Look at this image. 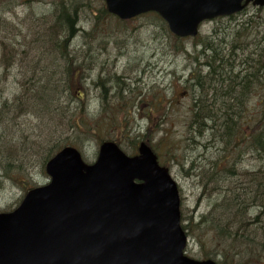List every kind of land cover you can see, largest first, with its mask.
Wrapping results in <instances>:
<instances>
[{
  "label": "rangeland",
  "instance_id": "1",
  "mask_svg": "<svg viewBox=\"0 0 264 264\" xmlns=\"http://www.w3.org/2000/svg\"><path fill=\"white\" fill-rule=\"evenodd\" d=\"M13 1L14 5L8 8ZM85 1L90 2L87 5L92 6L95 13L103 6L102 0ZM66 8L72 12L69 2ZM54 12L53 0H0V20L4 19L6 22L0 34L1 40L10 39L12 41L18 35L25 34L26 37H20L18 40L33 38L31 39L33 42L38 41L35 39L37 36L35 28L31 36L28 27L41 25L42 20L45 19L50 20L49 17ZM78 16L77 40L73 41L70 51L77 64L93 65L91 66L92 71L86 73L89 79L86 82L84 80L85 86L78 89L80 93L85 91L86 109L92 119L90 123L93 134L86 139L78 140L79 146L76 147L88 163L94 162L100 138L115 140L122 137L120 130L111 129L113 123L116 125L121 123L122 128L126 130L127 137H123L124 142L121 147L127 155H132L131 151L137 149L145 137L164 155L160 161L164 164L166 160L170 167L171 175L179 186L182 207L188 210L189 216H192V226L198 224L201 216L210 210L212 201L203 199V190L199 185V180L194 177V167L199 163H205L199 157L210 158L215 151L210 149L207 154L209 149H198L195 141L204 144L208 141L196 138L187 132L189 110L193 103L190 85L193 82V70L196 68L192 60L196 57L193 47L197 41L183 43L189 49L191 57L176 55L175 51L172 52L170 49V44H173L172 39L166 38L160 32L161 27L151 20V17H141L133 22L123 23L119 27L115 22L105 20L104 32L99 30L94 34L87 32L92 24L97 22L93 13L80 10ZM244 23L252 26L253 35L248 42H253L257 46V40L264 35V8L252 5L235 17L203 25L201 39L212 40L217 46L225 44L224 46L227 47L233 41L232 37H235L233 31L237 25ZM93 30L98 29L93 27ZM120 30L123 33L116 35V32L119 33ZM93 35L97 36V40L90 50L91 54L86 57L87 50H89L88 43H92L89 36L93 37ZM101 37L104 43L101 42ZM116 38L119 39L115 43ZM248 46L249 49L241 52L242 60H245V57L254 50V46L250 44ZM23 50L28 52V49ZM200 51L202 48L198 49V52ZM2 53L0 44V136L5 138V141L0 143V155H2L0 164L7 166V161L4 159V154H8L6 148L9 145L7 143L13 145L28 143L27 147H32L25 151L32 159L23 166V171L16 169L21 163L12 166L7 173L0 166V213H8L18 207L19 201L25 194V188L48 184L49 177L42 167L44 153L43 150L38 151L35 144L42 143L50 133H44L47 127L49 128L47 122L39 121L33 115L21 117L15 112L16 107H12L15 99L19 97L21 72L28 67L30 56L24 55L20 61L15 59L13 66H11L12 62L9 66H4L1 61ZM80 56H84L83 59H80ZM198 61L203 62L201 59ZM121 75L128 77L126 82L122 79L117 81ZM104 84H110L109 88L106 89ZM118 92L123 94L125 104H129L125 107L127 116H129L128 121L124 113L119 112L114 100ZM164 96L170 101V113L164 117L155 112L156 123L151 127L150 122L146 118H140V115L149 112L147 101L153 102V99L159 101ZM102 97L108 103L112 101L106 109L102 107ZM252 97L256 101L260 100V92L257 91ZM60 103L61 107H67L69 99L62 97ZM77 106L74 104L71 108ZM149 128L153 129L151 135H148ZM59 136L60 134H57L56 138ZM248 166L251 169V165L248 164ZM205 237L207 250H209L213 246L208 236L205 235ZM200 240L206 242L196 233L189 238L187 256L204 259L205 253Z\"/></svg>",
  "mask_w": 264,
  "mask_h": 264
},
{
  "label": "trees",
  "instance_id": "2",
  "mask_svg": "<svg viewBox=\"0 0 264 264\" xmlns=\"http://www.w3.org/2000/svg\"><path fill=\"white\" fill-rule=\"evenodd\" d=\"M68 2L72 7V12L66 8ZM88 2L85 0H53L55 12L49 17L50 20L45 19L42 20L41 25L28 27L31 36L35 28L37 34L35 39L38 41L33 42L31 40L33 38L21 41L0 39L4 66H9L11 62L13 66L15 59L20 61L22 56H30L28 67L21 72L19 97L15 99L12 107H20L15 112L21 117L33 115L39 121L48 123L49 128L47 127L44 133H50L49 136L42 143L35 144V148L38 151L43 150L44 153L42 167L63 147L69 144L76 146L78 140L92 135L93 128L90 123L92 119L86 111V106L80 100L81 96L75 95L82 71L76 67L78 64L70 51L73 41L77 40L78 12L81 10L93 13L94 11L92 6L87 5ZM107 18H110L109 14L104 7H101L97 18L98 28H100V19ZM116 25L119 27L122 23L117 21ZM163 28L169 32L166 26ZM251 30V24L237 25L233 31L235 37H232L233 41L227 47L224 46L225 44L217 46L215 42L207 39L200 42L203 49L201 52L194 51V54L203 59V63L197 64L193 71L207 67L209 69L207 75L214 73L217 76L212 85L218 91L219 86L224 85L219 80L230 75L229 82L223 86L226 88H224V98L219 97L216 91L211 92L209 88L200 90V93L192 91L193 98L201 100L203 105L210 102L212 98H218L215 103L219 111L223 113L222 119L212 118L203 121L202 124L204 126L211 124L210 128H217L221 133V136L211 134L210 136L214 144L220 146L222 152H218L222 155L211 162L209 169L199 168L194 172V177L199 180V185L203 190V199L212 201L210 210L201 216L198 224L193 226L192 216H189L188 210H182V221L187 224L184 229L189 231L190 236L196 233L204 240L207 235L213 247L207 250V240L206 242L200 240L205 253L204 258L218 259L219 264H264V35L257 40L258 45L256 46L255 43L248 42L253 35ZM121 33L123 31L120 30L119 33L116 32V35ZM26 36L21 35L22 38ZM89 38L92 43H88V49H91L97 36L93 35ZM118 39H115V43ZM172 41L176 50L190 57L180 40L173 39ZM173 44H170L171 48ZM248 44L252 47L255 44V46L245 60H242L246 66L242 78L244 90L240 91L236 71L232 69L231 62L226 64L222 54L229 52L228 56L231 57L233 46L244 52L249 49ZM194 48H199V44ZM23 49H28V52ZM242 61L232 63L239 66L238 64ZM229 65L230 67H227ZM117 81H121V78H117ZM257 91L260 92L259 114L254 115L251 111L252 106H250L251 94ZM120 95L123 94L119 92L116 94V105L118 110L127 116L124 97ZM62 97L69 99L67 107H61ZM147 103L148 111L157 106V100L154 99L153 102L149 100ZM74 104L78 106L71 108ZM169 104L170 101L164 96V115L168 113ZM240 106L243 107L244 120L242 122L233 121L230 119V109H234L240 115ZM199 109L202 113L201 106ZM190 111L188 132L196 138L203 139L204 135L209 132L196 126L199 115L195 114L194 103ZM149 120L151 127L154 126L155 119L149 115ZM125 131L124 128L123 137L126 136ZM57 134H60L59 138H56ZM2 141H5V138L0 136V143ZM230 141L231 145H228ZM7 144L9 145L6 148L8 154H4L7 166L0 164L1 168L7 173L12 166L21 163L16 169L23 171V166L32 159L25 151L32 147H27L28 143ZM221 145L224 146L223 150H221ZM244 160H250L253 165L257 162L259 166L255 169L244 167L241 170ZM1 161L2 155H0ZM27 189L29 187L25 188V191Z\"/></svg>",
  "mask_w": 264,
  "mask_h": 264
},
{
  "label": "water",
  "instance_id": "3",
  "mask_svg": "<svg viewBox=\"0 0 264 264\" xmlns=\"http://www.w3.org/2000/svg\"><path fill=\"white\" fill-rule=\"evenodd\" d=\"M245 4L243 5V2ZM122 20L157 12L179 37L205 20L231 16L264 0H105ZM126 156L104 143L87 165L67 147L46 167L51 183L0 214V264H217L184 255L178 186L145 144Z\"/></svg>",
  "mask_w": 264,
  "mask_h": 264
},
{
  "label": "bare ground",
  "instance_id": "4",
  "mask_svg": "<svg viewBox=\"0 0 264 264\" xmlns=\"http://www.w3.org/2000/svg\"><path fill=\"white\" fill-rule=\"evenodd\" d=\"M232 48V46H231ZM91 49L87 50V54H86V57L91 54ZM89 51V52H88ZM93 52V51H92ZM228 53L227 52L226 54H222V56L224 57L223 60L225 62H227L226 64H229V62H231V66H232V69L234 71H236V74H237V80H238V89L241 91V90H244V87H243V71L245 70V64L243 63L242 61V54H241V51H239L238 49L235 48V46H233L232 48V51H231V57L228 56ZM84 56H80V59H83ZM242 61L241 63H239L237 65L233 64L232 62L234 61ZM222 64V63H221ZM221 64L219 66H221ZM84 66V70L85 71H91V66H93L92 64H87V65H83ZM227 67H230L227 66ZM209 69L207 67H201L199 68L197 71H193V82L192 84L190 85V88L192 89L193 92H199L200 93V90L202 89H210L211 92H215L218 94L219 97L221 98H224L225 97V89L223 88V86L225 84H227V82H229L230 80V75H226L224 76L223 79L219 80V82H221V84H224V85H221L219 86V91L214 87L213 82L216 81L217 79V76L214 75V73H208ZM198 75H200L201 77H197ZM116 76V74H115ZM89 77V75H88ZM204 77V78H202ZM127 76L125 77V80H126ZM105 88L108 89L110 84L107 85V84H104ZM243 92V91H242ZM217 99L218 98H215V99H211L210 102L206 103L205 105L202 104V101L199 100V99H196V98H193V103H194V111H195V114L199 115V118L197 119V123L196 126H200L202 128H204L207 132L209 133H206L203 137V139H205V141L207 140L208 143H199L197 141H195V145H198L197 148H203V149H209V151H207V154L210 152V149H214V153L210 156V158H207V156H201L199 157V159L203 160L205 163H199V165L197 166H193L194 167V171H196V169H199V168H202V169H209L211 167V162L215 161L219 155H222V153H219L218 151H220V146L219 145H215L214 144V141L213 139L211 138L210 134L212 136H221V133L218 131L217 128H210L209 126H211V124H207L206 126H204L202 124L203 121H207V120H210L212 118H215L216 120H219V119H222L223 117V113L221 111H219V109L216 107V103L217 102ZM192 103V105H193ZM191 105V106H192ZM199 106H201V109L203 110V112L201 113L200 112V109H199ZM20 107L18 106L16 108L19 109ZM240 109H241V114L239 115L234 109H230V119H232L233 121H240L242 122L244 120V111H243V107L240 106ZM208 126V127H207ZM217 138V137H215ZM196 138H194L195 140ZM218 140V138H217ZM219 141V140H218ZM212 143V144H211ZM228 145H231V141L228 143ZM224 149V146L221 145V150ZM222 152V151H220ZM206 155V154H205Z\"/></svg>",
  "mask_w": 264,
  "mask_h": 264
}]
</instances>
